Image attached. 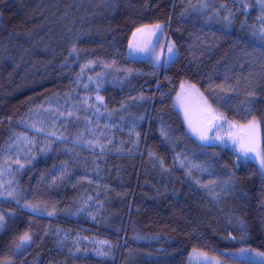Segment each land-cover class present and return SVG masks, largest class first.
Instances as JSON below:
<instances>
[{
	"label": "trees",
	"instance_id": "trees-1",
	"mask_svg": "<svg viewBox=\"0 0 264 264\" xmlns=\"http://www.w3.org/2000/svg\"><path fill=\"white\" fill-rule=\"evenodd\" d=\"M262 17L264 0H0V174L12 181L0 185V264L264 252L257 165L199 144L162 101L195 84L228 119H258L264 148ZM157 23L177 56L151 69L128 43ZM141 91L151 99L132 105ZM44 120L51 133L38 135Z\"/></svg>",
	"mask_w": 264,
	"mask_h": 264
},
{
	"label": "rangeland",
	"instance_id": "rangeland-1",
	"mask_svg": "<svg viewBox=\"0 0 264 264\" xmlns=\"http://www.w3.org/2000/svg\"><path fill=\"white\" fill-rule=\"evenodd\" d=\"M155 25H160V29L157 30L154 27ZM137 29H143V31L137 32ZM137 29L131 35V38L128 43V51H127L128 58L136 61H147L151 69H156L158 65L168 66L170 63L174 61V59L177 56V49L174 43L172 42V40L167 36L166 25L162 23H157L153 25L143 26ZM153 32H155L156 34L152 35ZM130 42L134 45V47L132 48L129 47ZM169 46H172L174 49L171 54L168 52ZM140 49H144V50L141 51ZM145 85L149 87L148 90L151 89L150 87L151 84L148 85L145 84ZM182 85L179 86V88H177V90H175L172 94L168 95L165 93L162 96V101L168 99L169 104L173 106V108L179 113L180 117L184 122L186 131L191 135V137L201 145H206V146L219 145L221 147L224 146V147L232 148L239 155L241 159L253 161L257 165L258 170L264 179V168L261 167V163H260V156H264V148L261 141L260 125L258 132L255 133V137H254L253 146L255 147L256 150L254 152L248 153L245 156L244 154L241 153L238 142L234 143L233 137L230 136L229 133L231 132L235 134L239 132L240 131L239 126L245 125L247 124V122L243 123L228 119L223 112H221L220 110H218L209 103V101L205 98L201 89L197 85L185 84V83H183ZM193 85L195 86L194 88L192 87ZM157 88H158V84H155L153 92H155ZM262 91L264 93V86ZM178 95L182 97V100H178L177 98ZM150 99L151 96L144 94L143 91H141L137 93V96H134L131 99L130 103L132 105H141L143 102L145 104V101ZM186 111L188 117L187 119H186ZM212 116H217L220 118L216 119L215 121H212L211 120ZM48 118H51L52 120L54 119L51 116ZM189 119H191L194 126L199 128H207L210 123H213L215 125L212 127L211 131L207 132V135L209 137L208 141L200 140L199 137L191 131L188 125ZM137 120L139 121V118ZM255 120L259 121L258 119ZM52 123L50 122L47 123L46 120L42 122L40 121L39 122L40 126H38L39 131L36 130L34 131L38 132V135L44 132L51 133L48 127L51 128ZM233 124H235L236 127H232ZM38 135L37 136L32 135L36 141H39L40 139ZM217 137H220L222 139H217ZM151 156L152 155L149 154L148 158L151 159ZM0 178H1L0 185H2L3 189H7L8 185L12 181L8 178L6 173L4 175L0 174ZM26 208L33 213H35L36 211L45 212V213L48 212L46 209L41 211V207L38 203H32V204L28 203ZM24 236H22L20 239L22 245L28 243V240L25 241L22 239ZM232 256L237 258L238 261H234V260H231L230 262L220 261L213 255L207 253L194 252L191 255L190 262L191 264H241V260H248L252 262L264 263V257L259 256L258 253L248 252L246 250L234 253Z\"/></svg>",
	"mask_w": 264,
	"mask_h": 264
},
{
	"label": "snow or ice",
	"instance_id": "snow-or-ice-1",
	"mask_svg": "<svg viewBox=\"0 0 264 264\" xmlns=\"http://www.w3.org/2000/svg\"><path fill=\"white\" fill-rule=\"evenodd\" d=\"M261 24H262V30L260 32V39L264 40V17L261 18ZM157 30L160 29V25H155L154 26ZM143 29H137V32H142ZM156 33L153 32L152 35H155ZM135 35V34H134ZM129 47L132 48L134 47V45L130 42ZM141 51H143L144 49H140ZM173 47L169 46L168 47V52L171 54L173 52ZM73 51H75V49H73ZM171 59V57H170ZM91 63V62H90ZM193 88L195 87L194 85L192 86ZM183 88V85H182ZM178 100H182V97L180 95H178ZM98 99H100L102 101V97H98ZM86 103V101H85ZM210 111V109H209ZM187 111H186V119H187ZM220 117L217 116H212L211 120L215 121L216 119H219ZM188 125L189 128L191 129V131L196 134L200 140L202 141H208L209 137L207 135L208 131H211L212 127L215 126L213 123H210L209 126L207 128H199L193 125L191 119L188 120ZM232 127H236L235 124L232 125ZM240 131L233 134V133H229L230 136L233 137V142L237 143L239 145V149L241 151L242 154H244L245 156L250 153V152H254L256 149L253 146L254 145V137H255V133L258 132L259 129V121L252 119L250 121L247 122V124L245 125H240L239 126ZM238 138V141H237ZM217 139H222L220 137H217ZM260 163H261V167L264 168V156H260ZM49 215H52V213H49ZM3 220L4 217L2 215H0V226H2L3 224ZM23 240L27 241L30 240L31 237L28 234H25V236L22 238ZM231 239H235V237H231ZM103 243H107V242H103ZM241 251H245L244 249H241ZM103 254V253H101ZM259 256L264 257V252L258 253Z\"/></svg>",
	"mask_w": 264,
	"mask_h": 264
}]
</instances>
